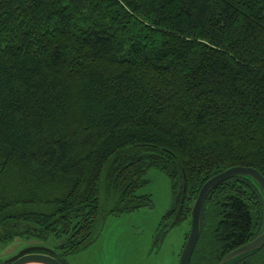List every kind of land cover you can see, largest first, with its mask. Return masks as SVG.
<instances>
[{"label":"trees","instance_id":"16d2710c","mask_svg":"<svg viewBox=\"0 0 264 264\" xmlns=\"http://www.w3.org/2000/svg\"><path fill=\"white\" fill-rule=\"evenodd\" d=\"M236 167L264 178V0H0V243L53 238L64 263L152 207L150 169L171 185L159 238ZM263 230L257 185L227 179L190 264ZM225 264H264V247Z\"/></svg>","mask_w":264,"mask_h":264},{"label":"rangeland","instance_id":"374dc122","mask_svg":"<svg viewBox=\"0 0 264 264\" xmlns=\"http://www.w3.org/2000/svg\"><path fill=\"white\" fill-rule=\"evenodd\" d=\"M147 183L137 195H149L150 209L120 217H108L100 225L93 243L65 257L64 264H178L190 227L187 223L169 229L158 238V226L171 207V185L157 169L145 175ZM58 240L14 238L0 243V264L29 247L52 249Z\"/></svg>","mask_w":264,"mask_h":264},{"label":"water","instance_id":"95a60500","mask_svg":"<svg viewBox=\"0 0 264 264\" xmlns=\"http://www.w3.org/2000/svg\"><path fill=\"white\" fill-rule=\"evenodd\" d=\"M246 177L253 181L260 190L264 199V178L251 168H230L213 178L209 179L200 189L197 199L191 211L190 230L182 248L178 264H190L193 252L200 236V219L204 202L209 193L222 182L232 177ZM264 247V230L250 243L236 249L227 255L220 264L235 259L244 254L250 253ZM3 264H64L56 259L53 250L41 247H29L20 251L17 255L7 259Z\"/></svg>","mask_w":264,"mask_h":264},{"label":"flooded vegetation","instance_id":"af4514ba","mask_svg":"<svg viewBox=\"0 0 264 264\" xmlns=\"http://www.w3.org/2000/svg\"><path fill=\"white\" fill-rule=\"evenodd\" d=\"M169 230H165L163 233H162V236H165L166 234H167V232H168ZM161 236V237H162Z\"/></svg>","mask_w":264,"mask_h":264}]
</instances>
